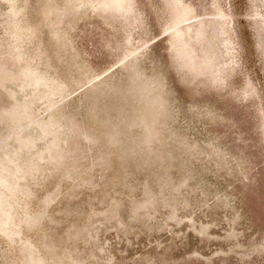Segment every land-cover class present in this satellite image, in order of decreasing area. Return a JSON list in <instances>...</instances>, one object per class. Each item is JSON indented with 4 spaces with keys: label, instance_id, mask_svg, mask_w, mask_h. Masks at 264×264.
Returning a JSON list of instances; mask_svg holds the SVG:
<instances>
[{
    "label": "rangeland",
    "instance_id": "rangeland-1",
    "mask_svg": "<svg viewBox=\"0 0 264 264\" xmlns=\"http://www.w3.org/2000/svg\"><path fill=\"white\" fill-rule=\"evenodd\" d=\"M0 264H264V0H0Z\"/></svg>",
    "mask_w": 264,
    "mask_h": 264
}]
</instances>
